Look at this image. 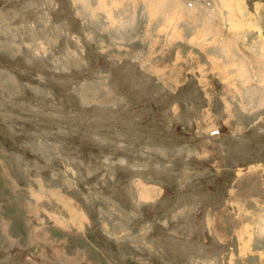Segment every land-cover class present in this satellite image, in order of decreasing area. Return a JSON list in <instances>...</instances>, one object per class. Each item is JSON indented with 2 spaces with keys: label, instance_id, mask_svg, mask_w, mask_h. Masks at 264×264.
<instances>
[{
  "label": "rangeland",
  "instance_id": "1",
  "mask_svg": "<svg viewBox=\"0 0 264 264\" xmlns=\"http://www.w3.org/2000/svg\"><path fill=\"white\" fill-rule=\"evenodd\" d=\"M146 1L0 0V264H264V0Z\"/></svg>",
  "mask_w": 264,
  "mask_h": 264
},
{
  "label": "bare ground",
  "instance_id": "2",
  "mask_svg": "<svg viewBox=\"0 0 264 264\" xmlns=\"http://www.w3.org/2000/svg\"><path fill=\"white\" fill-rule=\"evenodd\" d=\"M224 1H226L225 3H223ZM239 1L240 0H235V2H236V4H240L239 3ZM102 2H103V0H102ZM147 3H148V5H149V2L154 6V8H158L159 6H160V4H162V5H164V6H169L170 8H173V11L171 12V14L172 13H174L175 12V14H177L179 17L181 16V13H183L182 12V8L180 7V5H179V3L177 2V1H173V0H148V1H146ZM231 2V1H230ZM238 2V3H237ZM104 3V2H103ZM102 3V4H103ZM222 3H223V5L225 6V7H227L228 8V5L229 6H231V4L229 3V0H222ZM104 6H106V4H103ZM180 8V9H179ZM241 14L243 13V10H242V8L239 6V10H238ZM171 14L169 15V18H170V16H171ZM108 15V14H107ZM149 15V14H148ZM174 15V14H173ZM233 17H238L237 15H232ZM108 17H111V15H110V13H109V16ZM232 17V18H233ZM171 19H172V16H171ZM176 19V18H175ZM179 19V18H178ZM112 20V19H111ZM173 20V19H172ZM171 20V21H172ZM233 20L234 21H237L236 19H234L233 18ZM233 21V23H236V22H234ZM118 22V21H117ZM175 22V21H174ZM179 22V21H178ZM111 23V22H110ZM114 24V23H113ZM177 24V23H176ZM189 24V23H188ZM191 24V23H190ZM194 24H195V22H194ZM115 25V24H114ZM116 26H117V24H116ZM177 26H178V24H177ZM120 27V26H119ZM198 28H196V31H194L195 32V34H197V35H199V37H204V39H207V38H209V36H210V38L212 39V44L211 45H213V44H216L215 46H216V50H219V48H218V43H216V35H217V31L215 30V28H214V25H212L211 23H210V21H201L200 22V25L199 26H197ZM192 28V27H191ZM201 39V38H200ZM204 39H202V40H204ZM222 42V41H221ZM154 45V44H153ZM221 46H222V52H223V54L225 55L224 56V58L226 59V61H228V64L232 67V66H234L235 64H236V62L238 61H234V60H230V57L228 56L230 53H231V50H230V47H227V45H225L224 43H221L220 44ZM228 46H230V44H228ZM227 53H229L228 55H227ZM231 55H232V53H231ZM211 58L213 59V57L211 56ZM225 61V60H224ZM233 61V62H232ZM240 63H243V61H240ZM227 64V63H226ZM225 64V65H226ZM224 66V65H223ZM228 70V69H227ZM226 70V71H227ZM234 70L236 71V75H234V77L235 78H238V77H240V76H242L239 72H237V70H236V67L234 66ZM228 72V71H227ZM263 75V74H262ZM262 75L261 76H259L260 78L262 77ZM243 78H244V76H243ZM249 80V79H248ZM262 80V79H261ZM245 81H247V80H245ZM263 81V80H262ZM255 101V100H254ZM256 102V101H255ZM251 104H252V102H251Z\"/></svg>",
  "mask_w": 264,
  "mask_h": 264
},
{
  "label": "trees",
  "instance_id": "3",
  "mask_svg": "<svg viewBox=\"0 0 264 264\" xmlns=\"http://www.w3.org/2000/svg\"><path fill=\"white\" fill-rule=\"evenodd\" d=\"M217 180H219V183L221 182L220 178L218 176H216V177L213 178V180H212L213 182H211V184L214 183V185H218V187H219V183L217 182Z\"/></svg>",
  "mask_w": 264,
  "mask_h": 264
},
{
  "label": "crops",
  "instance_id": "4",
  "mask_svg": "<svg viewBox=\"0 0 264 264\" xmlns=\"http://www.w3.org/2000/svg\"><path fill=\"white\" fill-rule=\"evenodd\" d=\"M204 19H201V21H203ZM210 20V19H209ZM205 21V20H204ZM219 36V34L217 33V35L215 36L216 37V40H217V42L219 43V44H221V39L218 37ZM262 57H263V54H262ZM261 61H263L262 63H263V66H264V60H261Z\"/></svg>",
  "mask_w": 264,
  "mask_h": 264
}]
</instances>
